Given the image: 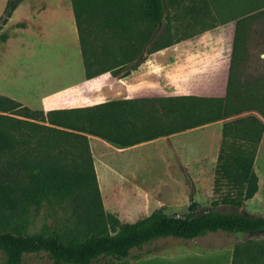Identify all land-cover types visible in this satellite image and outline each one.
Listing matches in <instances>:
<instances>
[{"label":"trees","instance_id":"trees-1","mask_svg":"<svg viewBox=\"0 0 264 264\" xmlns=\"http://www.w3.org/2000/svg\"><path fill=\"white\" fill-rule=\"evenodd\" d=\"M69 3L86 80L103 73L124 78L145 56L186 38L171 40L165 29L160 32L165 20L162 0ZM15 6L6 3L1 25ZM247 17L234 24L224 99H118L43 112L0 96V264H21L24 256L38 254L51 264H129L132 249L157 239L192 240L217 231L229 235L264 232V217L209 209L197 212L192 201L181 217L159 208L132 223H120L102 210L86 138L94 136L124 148L255 112L258 116L247 114L221 125L212 193L223 194L210 205L235 209L250 199L256 191L252 164L263 131L264 79L259 80L257 93L250 94L256 104H248L234 71L244 61L239 25ZM42 204L66 206L79 228L26 233L30 208ZM247 251L246 244L234 245L232 258Z\"/></svg>","mask_w":264,"mask_h":264},{"label":"rangeland","instance_id":"rangeland-1","mask_svg":"<svg viewBox=\"0 0 264 264\" xmlns=\"http://www.w3.org/2000/svg\"><path fill=\"white\" fill-rule=\"evenodd\" d=\"M8 1L0 0V13ZM162 2L165 20L160 32L165 29L166 38L171 40L178 37L186 38L146 57L148 62L145 65L147 69L145 74L148 77L143 83L144 90L126 95L124 85L120 82L123 78L113 79L112 77L111 79V76L106 73L97 80L103 87L99 99L133 95L162 96L177 94L182 90H193L197 94H205L203 77L210 73L218 76L227 63L226 53L230 39L229 31L226 30V27H229L227 25L232 23L234 26L237 19L248 16L239 25L244 61L239 63L235 67L237 70L234 71H236L235 77L240 81L243 98L250 101L248 104H256L255 100H252L255 97L250 96L257 93L262 84L259 80L264 79V0H162ZM14 3L15 8L29 7L32 11L40 13L45 11L44 15L37 18L43 20L44 25L50 21L61 20L59 17L54 19L52 14L57 0H15ZM14 26L19 28L17 24ZM15 33L8 46H0V94L5 93L6 97L10 95L24 98L36 107L40 103V98L48 90L76 80V75L72 80L60 78L64 71L63 66L58 64H63L64 61L53 58L54 55L64 51L61 47L63 41L59 37L55 34L52 35L53 37L46 38L43 34L30 36L20 31ZM0 36L6 37L5 32H1ZM97 81L87 87L95 86ZM214 91L210 93H218ZM247 114L249 113H243L241 116ZM213 131L214 127L205 128L172 139L180 141V145L192 151L188 156L183 157L187 159V162L177 167L161 163L160 143L137 148L117 156L113 155V161L110 159L111 164L118 169L123 167L125 174L124 179H117L107 172L105 185L98 187L103 212L116 217L122 223H131L145 217L158 205L166 214H185L191 198L188 196L185 200L182 196L171 197L165 192L166 188L159 185L164 180H180L195 175L207 180L211 174L212 192L215 158L219 148ZM106 147L105 149L109 151L103 152L102 160L107 162L110 158L108 154L112 149ZM92 150L97 155L99 148L92 146ZM180 169L185 171V175L182 176ZM255 171L264 184V142L259 149ZM103 176L105 178L106 175L103 173ZM222 194V192L211 193L210 200L202 205H205L206 209L219 212L233 211L221 204L210 205ZM202 195L206 194L203 192ZM27 219L25 232L28 234L36 233L42 228L58 233L79 228L75 214L63 205L42 204L36 209L30 208ZM241 240L239 235L227 236L224 233L208 234L192 242L162 239L151 242L133 253L146 260L145 255L149 256L146 250L152 249V253L163 255L158 257L165 260L168 258L166 255L172 254L173 248L182 245L203 248L227 245L233 249L234 245L250 246L254 243L252 240L243 242ZM128 259L129 262L133 260L130 257ZM244 261H246L244 255H238L233 259L231 253L228 257V264H245ZM21 264H51V262L44 255L38 254L24 256ZM99 264H105V262L100 261Z\"/></svg>","mask_w":264,"mask_h":264},{"label":"crops","instance_id":"crops-1","mask_svg":"<svg viewBox=\"0 0 264 264\" xmlns=\"http://www.w3.org/2000/svg\"><path fill=\"white\" fill-rule=\"evenodd\" d=\"M2 10L3 9H1L0 18L2 17ZM44 13L45 11H42L41 13L37 11H32V9L29 7H18V8L16 7L11 12L10 17L6 20L5 24L3 25L0 24V33L5 32V35H6L5 40L0 42V46L1 45L8 46V44L11 41L12 36H14L16 34L15 32L17 31L30 34V36L33 34H43L46 38L53 37L52 35L55 34L57 37H59L63 41L61 47L64 49V51H61V53H58L59 55H54L55 57L53 56V58L57 59V61L58 60L64 61L63 64L61 63L58 64L60 66H63V71H64L63 75L60 78L66 79V80H69V79L72 80L75 75L77 76V78L76 80H73L72 82H69L65 84L64 86H59V88L48 90V92L40 98V103L36 107L30 104V102L24 98H17L15 96L8 95L9 99H12L18 102L22 106H25L31 110L35 109V110H41L43 112H46L48 110L86 107V106L99 104L105 101L118 100V99L159 98V97H177V96H195V97H204V98L224 99L225 97L228 67H229V58H230V51H231V42H232L233 30H234V26L232 23H229L227 25L229 27H226V30L229 31V37H230L229 43H228L229 48L226 53L227 63L225 65V68L223 69V72H220L218 76L210 73L203 77L205 94H197L193 90H189V91L182 90L180 91V93H177V94H166L162 96L133 95V96H126L122 98L100 100L99 99L100 92L103 91V89H101L103 87L100 86V83H98L97 80L100 76L105 75L106 73H103L101 75H98L88 80L84 78L80 53L79 52L77 53V48L79 51V47H78L76 29H75V24L73 20L70 3L64 2V0H57V4L55 6V9L53 8L52 14H53L54 19H57L58 17L61 18V20L59 21H53V22L50 21L49 23H46L45 25L42 24L43 20H38L37 18H39V16L41 15H44ZM18 23L21 25L19 26V28L14 26L15 24H18ZM48 28H50L52 31H50ZM147 56H145L144 60L133 71H131L126 77L123 78V81H120L124 85V93L126 95H129L131 93L141 92L142 90H144L143 83H145V78L147 79L148 77L145 74V71L147 70L145 65L148 62L146 61ZM142 68H144L145 70ZM115 78L116 77H113V79ZM111 79H112V76H111ZM96 81L97 83H95V86L87 87L89 84H92L93 82H96ZM188 87L189 86H187V88ZM213 90H215L214 92L218 91V93H210ZM0 96L6 97L7 95L5 96V93H4V94H0ZM246 113L258 116V114H256L255 112H246ZM242 114L231 116L228 118H223L221 120L211 122V123L199 126V127L191 128L188 130H184L181 132L157 137L153 140H149L146 142H142V143L124 147V148H119L114 145H111L97 137L86 135L87 145L89 149L91 164H92L97 188L100 187V185H105V182L108 177L107 172H109L111 175H113L117 179L119 178L124 179L125 173L123 171V167L118 169L116 166H113L111 164L113 161L112 159L113 155L117 156L119 154L135 150L137 148L148 146L154 143H160V145L162 146L160 149V153L162 154V156H160L162 160L161 163L177 167V166L184 164V162H187V159H184L183 157L188 156L192 151L188 150L187 147L180 145L179 144L180 141L172 140V139H176L181 136H185L189 133L203 130L205 128L214 127L213 132L216 137L215 142L220 144V140H221L220 128H221L222 123L232 118L241 116ZM261 121L263 123V131H262L259 143L257 145L254 159H253V164H252V171L256 176V191L250 199L243 201L238 208L232 209L233 211H231V212H236L237 214H240V215H245L248 217H256V218L264 217V184L263 182H261L257 172L255 171V163H256V160L259 154V149L261 148L264 142V119H261ZM92 146L99 148V150L97 151V155L93 153ZM106 146L112 149L110 150V153L108 154L110 158L107 159V162L105 160H102L103 152H105L106 150L109 151V149H105L107 148ZM181 172H182V176L183 174L185 175L184 170H181ZM103 173L106 175L105 178H103L104 177ZM210 183H211V174L208 176L207 180L203 177L201 178L195 175L193 177L190 176V178H185V179L183 178L180 180H176V179L164 180L161 182L159 186L162 188H166L165 192L171 197L180 198L182 196L186 200L189 196V198H191L190 200L197 204L196 211L197 209H200V208H203L202 210L205 211V210H208V208L206 209L205 205H202V203L205 204V202H208L211 198L212 192H211ZM205 188H207V190H204ZM203 192L204 194H206L205 196L202 195ZM99 196H100V193H99ZM159 208L162 209V207L158 205L155 207L154 210L159 209ZM172 214H174L176 217H181L183 215L179 213H172ZM215 233H223V232L217 231L213 233H207L203 236L197 237L192 240H181V239H176V240H181L184 242H187V241L192 242L196 239L205 237L208 234H215ZM225 235L227 236H238L239 235L242 238L241 242H243L244 240H252L254 243H251L250 246L247 245L248 251L244 255V260H246L244 261L245 264H264V232L257 233V234H232V235L225 234ZM243 238L245 239L243 240ZM165 239H171V238H165ZM157 240H162V239H157ZM254 240H257V241H254ZM150 243L151 242L141 246L140 248ZM140 248L132 249L129 252L128 257L133 259L130 262L128 261L129 264H228V257L232 253L231 252L232 249H230L229 246L227 245L222 246V247L213 246L209 248L197 247V246H192V245H182L180 247L173 248L172 254L166 255V257L168 258H166L165 260L161 259L162 257H158V256H163V255L152 253V249L146 250V253L149 256L145 255L146 260H144L143 259L144 257L140 258L139 256H137V254L133 253V251L140 250Z\"/></svg>","mask_w":264,"mask_h":264},{"label":"water","instance_id":"water-1","mask_svg":"<svg viewBox=\"0 0 264 264\" xmlns=\"http://www.w3.org/2000/svg\"><path fill=\"white\" fill-rule=\"evenodd\" d=\"M15 2V0H9L8 3L11 5Z\"/></svg>","mask_w":264,"mask_h":264}]
</instances>
